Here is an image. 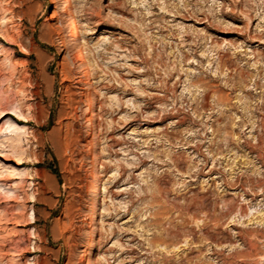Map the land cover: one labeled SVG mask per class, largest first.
Instances as JSON below:
<instances>
[{
  "label": "rangeland",
  "instance_id": "obj_1",
  "mask_svg": "<svg viewBox=\"0 0 264 264\" xmlns=\"http://www.w3.org/2000/svg\"><path fill=\"white\" fill-rule=\"evenodd\" d=\"M73 1L88 78L0 0V264H264V0Z\"/></svg>",
  "mask_w": 264,
  "mask_h": 264
},
{
  "label": "bare ground",
  "instance_id": "obj_2",
  "mask_svg": "<svg viewBox=\"0 0 264 264\" xmlns=\"http://www.w3.org/2000/svg\"><path fill=\"white\" fill-rule=\"evenodd\" d=\"M74 1L73 0H63L62 3V9L65 12V25L68 29V35L73 41L74 44H76L77 47V53H76V60L79 61L82 66V71L84 72V78H88V69H87V64L85 61V53L84 50L80 46V31L78 28V19L74 13L73 9ZM11 37V36H10ZM10 39V38H9ZM92 84H89V87H91ZM7 113H3L0 115V120L5 117ZM89 124L92 126V133H94V116H93V109L91 116L88 118ZM9 124L12 126L20 127L23 128L25 125L20 124L14 119H9ZM92 144L94 145L96 143V139L93 136L91 139ZM252 146V145H251ZM19 152V151H17ZM10 167V166H9ZM96 171V170H95ZM261 183V182H260ZM100 178L98 174H94V180H93V189L90 195L91 198V203H90V217L88 220L89 223V240H88V251L87 255L93 256L95 251H96V241H97V222H98V209H99V199L101 196V191H100ZM260 190V189H259ZM252 246V245H250ZM249 246V248H250ZM251 249V248H250ZM91 258V257H90ZM92 259V258H91ZM91 261V260H90Z\"/></svg>",
  "mask_w": 264,
  "mask_h": 264
}]
</instances>
